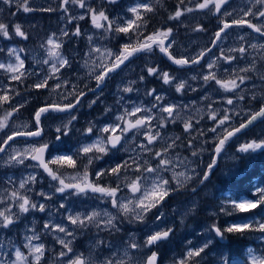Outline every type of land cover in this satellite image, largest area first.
Returning a JSON list of instances; mask_svg holds the SVG:
<instances>
[{"label": "rangeland", "instance_id": "374dc122", "mask_svg": "<svg viewBox=\"0 0 264 264\" xmlns=\"http://www.w3.org/2000/svg\"><path fill=\"white\" fill-rule=\"evenodd\" d=\"M144 1L145 0H118L116 4L109 5L106 0H86V3L94 8L102 6L107 11L110 19H116L117 17L128 19L132 18V14L129 13L127 9L130 6H135L137 3H144ZM61 2L62 0H29V6L35 10L25 13L22 8L17 11L18 0H13L11 6L3 4L2 0H0V22L9 25L10 29L15 24H19L28 36V39L26 40L15 36L14 32H12L11 39L6 40L0 36V49H4L3 52H0V63H15V58L8 56L7 49L16 48L18 55L21 59L25 60L27 73H47L49 66L38 63V61H42L46 58L45 51L40 45L44 44L47 37L53 33H55L56 37L62 41L63 47L61 48V52L70 60V65L61 69L60 73H57L60 77V82L68 81V83L62 84V87L55 91H53V88L58 82L55 79H50L49 86L45 89H35L32 85L42 79V75L37 76L26 74L20 82H17L10 80L8 74L5 73L3 69H0V75L4 77V79L0 78V95L7 93L11 96V100L8 103L0 106V117H3L6 112L12 111L13 108L17 109L20 106L25 108L28 101L34 97L38 99H44L47 97L53 98L57 94V96L62 98L69 92L83 91V89L80 88H90L93 91L90 94L88 101L85 102L84 107L86 110L84 111V108L81 109L83 114L86 115L84 125L78 126L76 123L72 122L69 126L70 132H76V139H72L70 142L67 141V145L70 143L73 145L71 150V153H73L77 152V149L82 145L92 143V141L97 138V135H101L100 133L89 134L85 132V129L89 126V122L97 127H102L113 123L116 115L123 113L126 108L130 110L133 105H141L145 108L151 109L150 114L154 118L152 122L153 131H156V125H158L159 122L158 118L167 115L166 113L160 112V106L175 104L179 106L176 110L179 115L175 122H166L165 126L159 129L161 132V138H158V140L153 145H149V147L153 149V152L162 150L168 144H171L176 137H180L179 140H176V146L169 149L166 158L172 159L173 163L176 164V171H188L189 174H191L190 170L194 167L196 173L199 175L194 176V180L189 182L184 191L180 190L179 193H174L167 199L169 202L177 199L176 204H169L166 201L163 202L158 211L154 209L153 213L149 214L146 225L123 221L118 222L121 229L119 232H98L95 227L90 226L84 230H76L74 238L65 237L64 234L58 232L53 235L51 232L43 229V224L46 221L49 222L50 225L62 224L71 230L73 226L67 221L68 215H74L77 212L90 213L93 210H103L105 208L113 213H115V210L111 208L110 201L98 199L92 194L76 197L55 192V188L59 186L58 182L52 181L48 175L43 177L45 175L39 171L35 164L30 160H25L24 165H5L3 162L13 154L14 149L22 152L25 148L31 145L41 143L40 140L37 139L33 142L17 140L9 146H6L5 151L0 154V199H3L6 195L5 189L11 191L13 188H18L20 177H27L29 174H32L36 176L37 182L34 185H29L33 191L26 194L39 203H46L47 210L43 213L32 211L23 214L16 221L14 226L9 229H0V262L8 260L9 254H12V258L14 259V251L17 247L21 248L25 254L27 253V249L23 248V244L26 242L24 236L31 235L32 233L27 231V229L32 228L41 235V239L39 241H34V243H44L46 246L44 264H55L57 254L63 250L61 245L56 242L54 236H60L64 239H73L72 247L77 253L83 252L87 255L91 250L94 258L99 256L100 259H104L109 253L106 247L103 248V250L96 249L94 247V241L103 240L105 245H113L112 252L117 253V257L114 258L122 257L127 260L128 257H123V250L126 247V242H128L130 235L140 244H143L148 230H156L157 225H159L160 228L172 227L174 229L173 235L176 231L180 233L179 239L182 246L181 252H179V254L171 252L167 259H164L163 262L159 261V264H174V261H179L183 258V255L187 252L189 247L202 246L206 238L213 239V241L215 239L214 234L208 232L207 229L216 221H208L207 219L199 220V222L197 221L198 215L195 214L194 209L196 208L197 200H199L201 196H205V191L195 188L194 185L200 184L199 181L202 178V173L207 170V165L211 162L217 135L223 136L226 128L230 130L233 126L238 127L241 122H246L247 120L245 119L259 111L261 104H264V80L260 79V76L264 75V58H262L264 57V49H252L249 46L250 44H264V37H261L258 33L252 32V30L248 29L246 26L232 27L226 31V34H222V38L213 45L212 40L215 38V32L206 31V29L198 23L189 37L179 39L180 41L175 39L172 40L174 41L172 49H174L175 52H181L187 58L196 56L201 50L210 49L211 51H206L200 64L188 67L185 66L186 68L181 69L179 73H173L168 66L163 67L157 64L160 59H155V53H138L130 58V61H128V63L119 71H115L117 74L113 76L114 79L111 89L104 94V92L99 91V88H95L94 77L88 75L89 70H93L94 68L93 61L95 60V54L91 57L85 56V53L89 52L90 47L88 37H93V46L99 45L112 48L113 43H110V41L116 40V37L120 34H108V38H110L107 39L108 42L105 39H101L102 32L92 27L90 16L87 15L86 9H81L77 5L69 3L65 5L67 8V11L65 12L60 8ZM202 2L203 0H200L198 3ZM253 5L254 0H229V4L225 9H222V12L224 10L229 12L235 10L232 17H225L219 13L214 15L213 12L208 9L201 10L196 8V6L191 7L198 10V15L203 17V21L207 20L209 17H216L217 19L224 17L230 22L231 19L237 18L238 15L242 16L243 13L240 11L241 9H246ZM48 8L54 10H40ZM210 8L214 9V6L210 5ZM12 13H15V15H12ZM80 15H84L85 18H88L89 28L80 27L82 35L80 37H75L72 36L71 33L75 31L77 26H79L78 22L81 20L76 19V17H79ZM187 19H190V16H188ZM249 19H252L253 23H264V21H260L254 17H249ZM195 21H192V23ZM218 26L221 27L222 25L219 24ZM198 27L202 28L203 31L196 30ZM218 29L219 28H217L216 31ZM61 30L68 31L70 35L67 37L61 36ZM240 36H243L244 39L240 40ZM125 43H130V41L127 40V37H125L124 40H119L117 47L112 49L114 51H119L120 46ZM241 44L248 49L243 57L238 52L228 51L230 48H238ZM21 48L25 49V51L20 52L19 49ZM222 55H233L237 57V59L233 60L231 63H225L222 59H219ZM85 59L88 60L87 67L83 66ZM216 60H218V64L211 71L216 72L218 78H232L235 75H247L250 79L240 85V89L236 90L235 93L224 92L219 89V86H217L214 81H210L206 84L203 80V75L207 74L209 71L207 64ZM253 61L255 62L254 68H252ZM148 66L157 67L162 71H168L177 79L173 84L165 85L162 79L148 76ZM246 67L252 68V71L247 73L239 71V69ZM99 71L100 69L98 68L94 69L95 73H98ZM141 75L145 76L144 81H140L139 77ZM193 76H196L197 78L192 79ZM31 78L32 81L29 80ZM152 78L156 79V83L154 86L153 84L148 86V83ZM26 80H29L30 82L27 84ZM181 80L186 82V87L181 93H177L175 91V83H179ZM130 81H136V83L131 86L134 89H138V91L134 90L130 93L122 92L121 89L125 86H129ZM237 83H239V80H237ZM106 87H109V85H106ZM153 88L156 89V94L163 97V100L158 103L154 96L150 97L146 95V91ZM192 89H195V91ZM239 95H243L244 99H237ZM104 96H109L107 98L109 100ZM121 96L123 97L122 100ZM227 98L233 99L232 105H228L225 102ZM92 100H97L94 108H92V106L89 107V102ZM154 103H157L156 108L151 107ZM99 107L102 108V111L96 112V109ZM105 108H109L111 111L106 113ZM92 109H94V111ZM225 109H229L228 115L231 117L230 121L224 126L218 127L216 133L208 131L209 128L215 126L213 121L208 119L209 114L215 112L220 116L224 113ZM70 115L72 114L62 115V120H58L55 125L51 126V129L56 128L63 123H67ZM95 115L96 117H94ZM81 117L83 118L85 116ZM129 119H134V117H129ZM186 120L190 121L193 126L188 133L184 132L183 122ZM31 123L34 124L32 117L19 115L16 111L13 112L12 116L8 118L7 126L4 129H0V144H2L3 140L14 131H25L26 129L23 128V125L27 124L29 127ZM252 127H254L256 131H251V129H249L248 137L241 136L242 132H246L247 128H244L226 143L225 150L217 157L218 167L216 165L213 168L214 173H220L226 177L235 174L238 166L236 159H232V157H237V149L241 144L258 138H264V117H258L256 119V124ZM201 132L204 134L200 135ZM117 133H119V130ZM107 134L108 133L102 135L106 136ZM190 140L192 141L191 148L188 147V142ZM142 143L147 144L143 135H139L134 139L133 134H128L127 142L123 140L119 147L120 151L111 149L108 155L104 156L102 160L96 161V163H99L97 165V170L114 166L121 160L128 159L129 156L133 158L139 156V163L142 164L144 160H148L152 166H155L158 163V158H154L153 153L141 150L139 145ZM50 144L55 148H58L61 145L60 142L55 141V139H51ZM132 149H135V151H132ZM192 151H197L198 155L193 157L191 154ZM78 154L79 155H75L73 153L75 157H79L78 165L83 168V165L87 163V159L83 160V155L80 153ZM253 154L254 151L239 153L241 156H248V165L251 162L249 156ZM55 155L59 154L56 152L52 153V156ZM185 157L187 160H185ZM181 161H184V163H181ZM137 174L138 173H135L134 171H128L122 174L121 179H123V176L125 175L131 179ZM161 174L165 178L171 180L170 172H163ZM90 176L92 179H95L94 172H92ZM209 179L210 177L204 182H207ZM10 180L14 181V183L9 182ZM100 183L115 186L116 178L114 177L113 180L107 178L106 181H100ZM172 186L174 187L175 185L173 184ZM189 187H191V192L187 190ZM257 187L264 188L263 185H260L255 181L253 182L254 193ZM192 188L196 189L194 193L192 192ZM21 191L23 192L24 190ZM40 191L51 195L52 199L46 201L43 197L35 195V193ZM119 195L121 197H128L131 194L128 192L127 188H123ZM243 199L248 198L234 199L229 193L223 192L218 197L219 203L217 209L214 206H209L202 210L205 211L206 209L205 213L208 215L211 211H214V216H216L220 213V207L223 204H230V201L232 200L239 201ZM61 203L65 204V209L59 208ZM165 203H168V205L166 206ZM0 207H3V205H0ZM257 210L258 214L256 216L248 217V220L254 222L260 220L262 216H264V209L257 208ZM160 213H163L161 221H156L155 216ZM226 217L228 216L222 215L223 221L230 223V221H227ZM233 222L241 221L233 220L231 223ZM223 226L226 225L221 224V227ZM181 233L184 235L185 239H183ZM260 237L261 234L258 233L256 237L257 247L256 245H252L248 248V250L252 249L251 256H260L264 253V239H261ZM169 240L170 239L165 241L164 246L167 245ZM220 241L226 244L228 238ZM151 251H153V247L151 248ZM151 251L147 248H140L138 250L130 249L129 255L134 256L136 264H139V262L145 259ZM251 256L249 255V251H247L246 253L244 252V259L232 261L228 260L226 253L224 252L220 251L217 255L212 252H206V255L202 256L200 264L207 261L209 258L211 260L214 259L210 264H218V259L219 261L221 259H227L229 264H245L246 261L251 260Z\"/></svg>", "mask_w": 264, "mask_h": 264}, {"label": "snow or ice", "instance_id": "6c2138e0", "mask_svg": "<svg viewBox=\"0 0 264 264\" xmlns=\"http://www.w3.org/2000/svg\"><path fill=\"white\" fill-rule=\"evenodd\" d=\"M3 4L11 6L13 0H2ZM109 5H114L118 0H106ZM183 4L184 0H180ZM72 3L77 5L81 9L87 10V15L90 16L91 25L94 29L100 30L102 32L101 39H108V34H124L128 36L131 32L137 36V41L135 43H125L120 46L119 51H114L112 48L104 46H93L94 40L92 36L88 37L89 41V52L85 53L86 57H91L95 54V60L93 61L94 68L89 70L88 75L93 76L96 81V87L100 86L105 82L107 77L117 69L124 65L126 61H130V58L138 53H152L154 49L158 48L160 53L167 57L174 65L184 67L186 65L192 64L197 65L201 63L202 58L205 56L206 51H211L210 49L201 50L196 56L192 58L180 57L177 58L173 52L169 50L172 49L174 41L169 38L172 34V29L167 28L165 30L156 29L151 34H148L140 39L141 29L147 26V19L143 13H150L154 11V8L149 3H137L135 6H130L127 11L132 14L134 18L125 19L123 17H117L116 19H110L107 11L101 6L99 8H94L86 3V0H62L60 8L65 12L67 8L65 5ZM229 4V0H203L202 3H197L196 8L198 9H208L212 11L213 14H221L225 17H232L233 12H229L222 9ZM214 6L213 8H210ZM259 6V7H257ZM22 10L27 13L34 11L35 9L29 6V0H18L17 11ZM42 11H53L54 9H40ZM143 10V11H141ZM188 12L193 11L192 8L185 9ZM243 14L242 16H237L230 20L221 19L220 24L222 25L215 32V38L212 40V44L215 45L221 38L222 34H226V31L232 27H247L251 29L252 32L258 33L261 37H264V23H253L252 19L249 17H254L260 21H264V0H254V5L246 9L240 10ZM15 15V13H12ZM182 15L180 8L178 7L174 14L170 15L168 19H179ZM76 19L84 20L85 16L80 15ZM122 21V22H121ZM196 30L203 31L202 28L198 27ZM12 32L15 36L21 37L23 39H28L25 31L22 30L21 25L15 24L9 28V25L0 22V36L4 39H11ZM69 32L66 30H61V36H69ZM72 36L80 37L82 35V30L79 26L75 28V31L71 33ZM240 40L244 37L240 36ZM167 42V43H166ZM252 49H264V44H250ZM44 49L46 58L38 63L43 65H48L47 73H27L25 68V60L17 53L16 48H8V56L15 58V63H0V69H3L8 77L12 81L20 82L22 78L26 75H37L41 76L37 83L32 85L35 89H43L49 86V80L55 79L58 82L55 84L53 91L60 89L62 84H67L68 81L60 82V77L57 73H60L61 69L66 68L70 65L69 58H66L61 52L63 47L62 41L56 37V34L48 36L45 43L40 45ZM4 49H0L3 52ZM20 52L25 51V49H19ZM229 52H238L243 57L248 49L241 44L238 48H230ZM223 52V50H222ZM264 58V57H262ZM219 59H222L225 63H231L237 57L233 55H222ZM218 64V60L211 61L207 64L209 69L208 73L203 75V80L207 84L210 81H214L219 89L224 92L235 93L236 90L240 89V85L250 79L249 76L235 75L232 78H218L216 72L211 71ZM84 67L88 66V60L85 59ZM255 67V62H252V68ZM100 69L98 73L94 72V69ZM252 68L246 67L239 69L240 72H250ZM227 71V70H226ZM148 76H154L162 79L165 85H171L177 79L173 77L168 71L159 70L157 67L148 66L147 67ZM193 76L192 79H196ZM140 81L145 80V76L141 75L139 77ZM261 80H264V75L260 76ZM239 80V83H237ZM136 81H130L129 86H125L121 89L124 93H130L138 91L134 89L131 85L135 84ZM186 87V82L181 80L179 83H175V91L181 93ZM90 91L92 89H89ZM195 91V89H192ZM86 93L84 91H79L78 93L69 92L62 98L64 100L68 99V96H73L75 103L69 101L68 103H57L53 101L50 104L40 107L36 110L34 114L35 120V130L26 131H14L11 135H8L3 143L0 144V152L5 151L4 145H7L9 141H12L14 137H42V117L49 112H68L70 113L78 105L82 103V98L85 97ZM147 96H154L156 102L163 100L161 95L156 94V89H151L146 91ZM99 99V98H97ZM123 97L121 96V100ZM237 99H244L243 95H239ZM11 100V96L7 93L0 95V106L8 103ZM97 100H92L89 102V107L95 104ZM228 105L233 104L232 98H227L225 101ZM157 103L152 104V108L157 107ZM22 107V106H21ZM179 106L175 104L161 105L160 112L166 113V116H160L158 118L159 122L156 125L157 130L153 131V116L150 114L151 109L145 108L141 105H133L131 109H125L121 114L116 115L115 121L111 124L104 125L102 127H97L93 123L89 122V126L85 129L86 133L96 134L97 138L90 144L82 145L77 152L82 154L87 159V163L83 165V171L77 172L75 175L65 177L62 172H60V167L67 165L70 168H78L77 156L74 158L73 155H55L52 156V149L50 148L49 142L44 141L43 143L34 144L25 148L22 152L18 150H13L7 160L3 163L7 166L12 165H24L25 160L35 161V166L43 169L45 173L51 178L52 181L58 182L55 188V192L66 194L70 196H88L92 194L98 199L107 200L111 203V208L115 210V213L109 211L107 208L103 210H93L90 213H80L77 212L74 215H68L67 221L73 228L70 230L63 226L62 224L50 225L49 222L43 224V229L45 231L51 232L53 235L55 233H62L65 237L74 238L76 235V230H84L93 226L97 231H107V232H119L121 229L118 222L127 221L128 223H141L146 225L147 218L149 214L153 213V210H159L163 202L170 198L174 193H179L181 189H186L189 182L194 180V176L199 175L196 173L193 167L189 174L188 171H176V164L173 163L172 159L166 158V154L169 149L176 146V140L180 137H176L171 144H168L162 150H157L153 152V149L149 145H153L158 138H161L160 128L165 126L166 122H175L179 113L176 111ZM18 111V109L13 108L12 111L5 113L3 117H0V129H4L7 126L8 118L12 116L13 112ZM109 108H105V112H110ZM229 109H225L224 113L218 116L215 112L209 114L208 119L212 120L214 127L208 129V131L216 133L218 127L224 126L231 117L228 115ZM139 114V115H137ZM129 117H134L135 119H129ZM258 117H264V104H261L259 111L253 113L251 117L246 122H241L238 127L233 126L230 130L225 129V134L223 136L217 135L215 147L213 149V156L211 162L207 165V170L202 173V178L200 183L203 184L205 180L209 178L210 172L217 165V157L225 150L226 143L236 134L241 132L249 124H251ZM77 120V116L70 115L67 123H63L56 127L55 131L57 133L55 140L60 141L62 136H68L70 132V125L73 121ZM184 132L188 133L192 129V124L190 121H184ZM23 128L27 129L28 125L24 124ZM146 129V130H145ZM119 130V134H116ZM110 133L106 137L102 134ZM128 134H133V138H137L139 135H143L147 144H140L139 148L144 152L153 153L154 158H158V163L152 166L148 160H144L143 163H139V156L135 158L129 156L128 159L121 160L114 166L107 168H100L94 171L95 179H90V167L95 168V162L103 159L104 156L108 155L111 149L120 151L117 146L121 144L124 140L127 142ZM204 133L201 132L200 135ZM195 139V138H193ZM188 147H192V141L188 142ZM258 149H264V138H258L250 142H245L241 144L237 152L247 153L249 151H256ZM135 151V149H132ZM46 153L51 158L46 157ZM192 156L198 155L197 151H192ZM232 159H237L233 156ZM185 160L187 158L185 157ZM184 163V161H181ZM191 163V162H190ZM50 165H58L60 167L53 168ZM28 166V165H26ZM128 171H134L138 173L133 178L129 179L126 175L121 179L122 174ZM170 172L171 180L165 178L161 173ZM105 176H112L116 178L115 186L109 184H102L100 181L103 180ZM14 183V181H9ZM37 182L35 175L29 174L27 177H20L18 188H13L11 191L5 189L6 195L3 199H0V229H9L14 226L16 221L23 215L30 213L32 211H39L41 213L47 210L46 203H39L33 200L28 194L33 191L29 185H34ZM175 185L174 187L172 185ZM123 188H127L128 192L131 194L128 197H121L119 193ZM21 190H24L23 192ZM70 190V191H69ZM196 191L192 188V192ZM37 196L43 197L46 201L52 199L51 195L44 193L43 191L35 193ZM254 199H243V200H232L230 204H223L220 207V213L225 216H233L236 213H248L253 209L261 208L264 209V188L257 187L254 193ZM60 209H65V204L61 203L59 205ZM163 213L155 216L156 221H161ZM226 226H218L213 222L207 229L208 232L214 233L215 238L219 240H225L229 236H244L245 234L258 232L261 234V239H264V216L260 220L252 221H241L227 223ZM30 231L31 235H25L23 248L27 249L25 254L21 248L17 247L14 251V259L12 254H9V259L0 262V264H44V258L46 255V246L44 243H34V241H39L41 235L34 229H27ZM174 229L172 227L160 228L157 225L156 230L149 229L146 233L143 244H140L133 236L130 235L128 242H126V247L123 250V257H128L127 260L122 257H117V253L112 252L113 245L107 244L103 240L94 241V247L96 249L107 248L108 255L104 259H100L99 256L94 258L92 251L90 250L87 255L85 253H77L72 247L73 239H64L60 236H54L56 242L61 245V250L56 258L55 264H136L135 257L129 255V250H138L140 248H147L151 251L152 247H158L161 242L167 241L173 234ZM191 243V242H189ZM213 244V239H205L202 246L199 247H189L187 252L183 255V258L179 261H174V264H200L203 255H206V249ZM66 250V251H65ZM249 255L251 256L252 249H249ZM71 254V255H69ZM139 264H158V254L156 251H151V255H148L146 259H143ZM218 264H229L227 259H221ZM245 264H264V253L260 256H251L250 261H246Z\"/></svg>", "mask_w": 264, "mask_h": 264}, {"label": "trees", "instance_id": "16d2710c", "mask_svg": "<svg viewBox=\"0 0 264 264\" xmlns=\"http://www.w3.org/2000/svg\"><path fill=\"white\" fill-rule=\"evenodd\" d=\"M200 0H184L183 4H181L180 0H145L144 3H149L151 6L154 8L153 12L150 13H143L144 16L147 19V26L141 29V37L140 39H143L144 36L151 34L154 32L156 29H161L165 30L170 25L175 24L178 30V37L183 38L185 35L189 33V30L193 26H188L192 24V21H195L200 23L204 29L208 32H216V29L219 28L220 20L224 17L217 19L216 17H209L207 20L203 21V17H200L198 14V10L192 8L191 6H196V4ZM180 8L182 15L178 19H173L170 20L168 17L172 14L175 13L177 8ZM187 8H192L193 11L188 12L191 13L190 15L185 14V9ZM143 11V10H141ZM188 16H190V19H187ZM200 17V18H199ZM134 18V17H132ZM226 20V19H225ZM194 22V23H195ZM79 27H85L88 24V18H85L81 22L78 23ZM183 24H186L187 26H183ZM88 27V26H87ZM86 27V28H87ZM89 28V27H88ZM124 34H120L119 36L116 37V40H114L113 47L115 48L118 45L119 40H124L125 37H127V40L130 41L131 43H135L137 41V36L135 34H132L131 32L129 33L128 36H125ZM20 41V40H19ZM156 53V51H153ZM164 67H167L168 65L165 62H162ZM169 67V66H168ZM2 79L4 77L0 75ZM32 81V78L29 79ZM29 80H26V83L30 82ZM153 84L156 82V79H152ZM112 80L109 82V89H111ZM42 99L38 98H32L28 101L26 104V107H19L17 108L18 114L23 115V116H28L32 117L34 116L36 110L42 105L41 101ZM257 104V103H256ZM248 137V135H247ZM237 159L236 163L237 166H239L238 170L236 171L237 173L232 174V177H229L227 179H224L223 177H218L217 180L215 179L214 181H211V183H207V186H202L204 191H205V196H201V198L197 202V206L194 209L195 214L198 215L197 221L199 220H213L210 215H205V212L202 210L206 208L203 206L204 204H209L211 206H215V208H218V197L220 194L223 192L229 193L234 199H239V198H248L252 199L254 198V192H253V186L251 185L252 182L256 181L258 184L264 186V149H258L254 151V154L249 156L250 159V165L249 166H244L245 160H248V156H241L239 155V152H237ZM243 169V171H242ZM217 175V173H216ZM219 178V180H218ZM217 182L219 184H217ZM194 185V184H192ZM190 185V186H192ZM217 186V187H216ZM191 187H189L190 191ZM184 191L185 189H181ZM191 192V191H190ZM167 199L165 200V202ZM169 204L173 203L172 201H167ZM168 203H165L166 206ZM258 214L257 209H253L250 212H248V217L251 216H256ZM227 221H230V223L233 220H238V221H245L246 214L245 213H236L234 216H228L226 217ZM229 223V222H227ZM179 232H175V234L171 235L169 238L170 240L167 242V245H165V241L161 242L158 247H155V250L159 254V261H164V259H167L168 256L170 255L171 252L179 254L181 252V242L179 239ZM182 234V233H181ZM258 235V232H252L248 233V246L250 245H256V237ZM183 239L184 235L182 234ZM246 244V234L244 236H230L228 238V244L227 246L221 247V249L214 248L213 244L209 246V249H206V252H214L217 251V253L221 250V252L226 253V256L228 260H241L244 258L243 254V248ZM164 246V247H163ZM258 245H256L257 247ZM214 259H208L207 261L202 262L201 264H210Z\"/></svg>", "mask_w": 264, "mask_h": 264}, {"label": "flooded vegetation", "instance_id": "af4514ba", "mask_svg": "<svg viewBox=\"0 0 264 264\" xmlns=\"http://www.w3.org/2000/svg\"><path fill=\"white\" fill-rule=\"evenodd\" d=\"M186 12V15H187V11H185ZM198 25V23H192L191 25H188V26H193V27H191L190 28V30H189V33L187 34V35H185L183 38H180V39H184V38H187V37H189V35L191 34V32L192 31H194V28L196 27ZM183 26H187L186 24H183ZM177 26L175 25V24H172V25H170V27H168V28H171L172 29V34H171V36H170V40L172 41V40H177V41H180L179 40V37H178V35L176 34V32L178 31L177 30V28H176ZM158 48H156V53H155V55H154V57H155V59H160L158 62H157V64L158 65H161V66H163L164 67V65L162 64V62H164L159 56H158ZM176 50V49H175ZM170 52H173V54L177 57V58H180V57H182V56H184L181 52H175L174 51V49H170L169 50ZM177 53V54H176ZM185 57V56H184ZM185 58H187V57H185ZM165 63L169 66V68H170V70L173 72V73H179L180 72V70L181 69H184V68H186V67H188V66H191L192 64H189V65H186V67L184 66V67H180V66H177V65H175V66H172V65H170L169 63H167L166 61H165ZM115 74H117V72H112L108 77H107V79L105 80V82L100 86V88H99V91H102V92H104V94H106V92L109 90V88L108 87H106V85H109V82H110V79L112 80V83H113V79H114V75ZM113 77V78H112ZM153 79V78H152ZM156 83V82H155ZM155 83L153 84V81L151 80L149 83H148V86H151L152 84H153V86L155 85ZM112 85V84H111ZM110 87V86H109ZM95 88H97L96 87V81H95ZM45 89V88H44ZM80 89H83V91L86 93V95H85V97H83L82 98V103L80 104V105H78L74 110H72L70 113H61V112H49V113H47V114H45V116L44 117H42V128H43V133H42V137H38V139H40L41 140V143H43L44 141H48L49 142V145H50V148L52 149V153H55L56 151L58 152V154L59 155H63V154H67V155H69V154H73V153H71V151L65 146V144H67V141H72V139H76V132L75 131H72V132H70L69 133V135L68 136H62V138H61V140L60 141H57V142H60V147H58L57 149L55 148V147H52L51 146V144H50V141H51V139H55V137H56V135H57V133H56V131H55V129L56 128H52L51 129V127L50 126H53V125H55L56 124V122L58 121V120H62V115H69V114H72V115H75V116H77V120L76 121H73L74 123H76L78 126H83L84 125V122H85V120H86V115H84L83 114V111L81 110V109H83L84 111L86 110V108L84 107L85 106V102H87L88 101V98H89V96H90V94L92 93V91L93 90H89V89H84V88H80ZM42 91V90H41ZM79 91H82V90H79ZM78 91V92H79ZM77 91L75 92V93H78ZM104 97H106V96H104ZM109 97V96H108ZM108 97H106V99L108 98ZM107 100H109V99H107ZM42 102H41V106L40 107H42V106H45V105H47V104H50V103H52L53 101H56L57 103H61V104H63V103H68L69 101H71V102H75V99H74V97L73 96H68V99L67 100H64L63 98H61V97H59V96H57V94L55 95V97H47V98H44V99H42L41 100ZM96 106V103L95 104H93L92 105V108H94ZM39 107V108H40ZM38 108V109H39ZM93 111H94V109H92ZM102 111V108H98V109H96V112H101ZM81 116H85V117H81ZM92 116H93V113H92ZM94 117H96V115L94 116ZM251 117V115L248 117V118H246L245 120H248L249 118ZM79 118H81V119H79ZM135 119V118H134ZM33 121H34V124L33 123H31L30 124V126L26 129V130H35V127H34V125H35V120L33 119ZM256 124V120H254L251 124H249L246 128V132H242V137H247V135H248V130L249 129H251V131H256L255 129H254V127H252L253 125H255ZM25 130V131H26ZM110 133H108L107 135H109ZM116 134H119V133H116ZM106 135V136H107ZM245 135V136H244ZM105 136V137H106ZM37 138V137H36ZM36 138L35 139H33V140H36ZM23 141H26V140H23ZM56 141V140H55ZM26 142H28V141H26ZM122 142H123V140H122ZM121 142V143H122ZM121 145V144H120ZM120 145H119V147H120ZM118 147V148H119ZM52 153H51V155H52ZM46 157L47 158H51L50 156H48V154L46 153ZM82 159L83 160H85L86 159V157H82ZM219 163V162H218ZM99 163H96L95 162V168H92V167H90V169H89V171H90V175H91V173L92 172H94L95 170H97V165H98ZM250 165V164H249ZM248 165V160H245V163H244V166H249ZM50 167H53L54 169L55 168H57V167H60V166H58V165H50ZM217 167H218V165H217ZM238 168H239V166L236 168L237 170H238ZM39 170V169H38ZM73 170H75L74 168H70V167H68L67 165H64L63 167H60V172H62L63 173V175L65 176V177H68V176H72V171ZM39 171H41L45 176H43V177H46V175H47V173H45L43 170H39ZM242 171H243V169H242ZM235 173H237V172H235ZM219 175V176H218ZM217 176L218 177H223L224 179H227V178H229V177H232V175H230V176H224V175H222V174H220V173H217V175H216V173H214V170L213 171H211L210 172V174H209V177H210V179L207 181V183H211V181H214L215 179L217 180ZM90 179H92L91 178V176L89 177ZM107 178L110 180V179H114V177H112V176H105L104 178H103V180L102 181H106L107 180ZM218 180H219V178H218ZM207 183H203V184H199V185H194L195 186V188H199V190H204L203 188H202V186H207ZM217 184H219L218 182H217ZM217 187V186H216ZM246 214V218H245V221H247L248 220V213H245ZM214 219H215V223L218 225V226H221V223L219 222V220H218V217H217V215L214 217ZM230 237V236H229ZM228 237V238H229ZM227 244H228V242L225 244V243H222L220 240H219V238H215L214 239V241H213V247L214 248H218V249H221V247H223V246H227ZM243 250H244V252L246 253L247 251H248V234H246V244H245V246H244V248H243ZM221 251V250H220ZM220 251L217 253V251L216 252H214V254L215 255H217V254H219L220 253ZM217 260V259H216ZM218 261H219V259H218Z\"/></svg>", "mask_w": 264, "mask_h": 264}, {"label": "bare ground", "instance_id": "6f19581e", "mask_svg": "<svg viewBox=\"0 0 264 264\" xmlns=\"http://www.w3.org/2000/svg\"><path fill=\"white\" fill-rule=\"evenodd\" d=\"M185 14H186V12H185ZM191 13H188V11H187V15H190ZM179 20V19H178ZM195 23H198V21L197 22H195ZM178 32V31H177ZM176 32V34L178 35V33ZM23 39V38H22ZM108 39H110V38H108ZM180 39V38H179ZM24 40V39H23ZM107 42H108V40L107 39H105ZM110 43H114V41H110ZM167 43V42H166ZM154 50H156V49H154ZM158 51V56L165 62H167V63H169L167 60H165L163 57H162V54L160 53V51H159V49L157 50ZM154 53V52H153ZM170 64V63H169ZM113 84V83H112ZM75 103V102H74ZM64 113H67V112H64ZM33 119H34V117H33ZM51 127V126H50ZM36 137H20V138H16V139H14L13 140V142H15V141H17V140H26V141H28V142H33L34 140L33 139H35ZM37 140H40V139H38V137L36 138ZM35 142H37V141H35ZM40 142H41V140H40ZM122 142V141H121ZM68 144V143H67ZM67 144H65V146L71 151L72 150V147H73V145L70 143L69 145H67ZM117 147H119V145L117 146ZM57 149V148H56ZM112 150H115V149H112ZM72 152V151H71ZM56 153H58L57 151H56ZM75 155H79L78 154V152H73ZM73 155V154H72ZM74 156V155H73ZM74 158H76L75 156H74ZM82 169L83 168H81L80 166H78V168H76L75 170H78V171H82ZM74 171V170H73ZM176 202H177V199L176 200H173V203H175L176 204ZM197 202H198V200H197ZM196 202V203H197ZM172 204V203H171ZM197 206V205H196ZM203 206H205V207H209V206H211V205H209L208 203L207 204H204ZM215 207V206H214ZM204 212H206V209H205V211ZM205 215H208V214H206L205 213ZM210 216H211V218L213 219V221H215V219H214V211H211V213L209 214ZM222 213H218L217 214V217H218V220H219V222L221 223V224H225V222L226 221H223V219H222ZM210 221V220H209ZM250 246H252V245H250ZM248 248H249V246H248ZM146 258V257H145Z\"/></svg>", "mask_w": 264, "mask_h": 264}, {"label": "water", "instance_id": "95a60500", "mask_svg": "<svg viewBox=\"0 0 264 264\" xmlns=\"http://www.w3.org/2000/svg\"><path fill=\"white\" fill-rule=\"evenodd\" d=\"M161 54H162V53H161ZM162 57H163L165 60H167L171 65H174V64H173L171 61H169V60L167 59V57L164 56L163 54H162ZM125 63H126V62H125ZM122 66H123V65H121V67H122ZM174 66H175V65H174ZM20 137H21V136L14 137L13 140L16 139V138H20ZM13 140H12V141H13ZM12 141H9V143H8L7 145H4V147L8 146ZM1 153H2V152H0V154H1ZM33 162H35V161H33ZM35 163H36V162H35ZM39 169H41V168H39ZM41 170H43V169H41ZM157 254H158V253H157ZM148 255H151V253L148 254ZM148 255H147V256H148ZM147 256H146V258H147ZM146 258H145V259H146ZM158 263H159V254H158Z\"/></svg>", "mask_w": 264, "mask_h": 264}]
</instances>
